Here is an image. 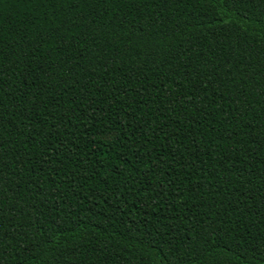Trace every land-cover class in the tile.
I'll return each mask as SVG.
<instances>
[{
	"label": "trees",
	"instance_id": "1",
	"mask_svg": "<svg viewBox=\"0 0 264 264\" xmlns=\"http://www.w3.org/2000/svg\"><path fill=\"white\" fill-rule=\"evenodd\" d=\"M0 264H264V0H0Z\"/></svg>",
	"mask_w": 264,
	"mask_h": 264
}]
</instances>
